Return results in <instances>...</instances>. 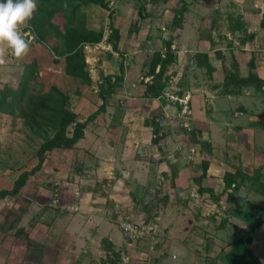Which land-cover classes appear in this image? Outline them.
Instances as JSON below:
<instances>
[{"label": "rangeland", "instance_id": "374dc122", "mask_svg": "<svg viewBox=\"0 0 264 264\" xmlns=\"http://www.w3.org/2000/svg\"><path fill=\"white\" fill-rule=\"evenodd\" d=\"M104 1L106 8L60 0L52 21L62 30L69 20L82 36L109 23L119 58L98 57L100 84L89 79L82 62L73 73L65 70L67 54L62 45L56 49L59 40L50 29L45 42L33 23L21 25L31 43L20 57L0 43V191L27 174L18 194L0 201V264H227L223 246L244 238L258 221L251 250L259 255L264 153L241 168L224 161L225 169L211 168L215 176L207 177L206 166L221 163L205 138L212 124L203 126L199 117L210 95L202 85L220 87L212 99L234 74L243 86L257 85L264 75V0ZM201 32L206 37L199 39ZM208 43L220 52L209 54L211 65L201 54ZM150 93L157 95L149 98ZM41 100H49L56 115L38 113L43 122L25 125L24 118L35 114L29 102ZM102 101L96 125L87 126L72 148L47 153L34 170L37 152L56 132L63 112L84 121ZM108 145L125 146L116 156L140 161L146 178L128 177L119 164L99 168L98 154Z\"/></svg>", "mask_w": 264, "mask_h": 264}, {"label": "crops", "instance_id": "0c3cea01", "mask_svg": "<svg viewBox=\"0 0 264 264\" xmlns=\"http://www.w3.org/2000/svg\"><path fill=\"white\" fill-rule=\"evenodd\" d=\"M194 3L197 6H199L197 4L198 2H194ZM172 16L173 14L171 15V18ZM183 25L184 23H182V27ZM219 29L220 27L218 28V30ZM202 34L204 35L201 36ZM201 37H206V34L201 32V34L199 35V39ZM220 38H221V42L222 41L226 42L224 39V35H220ZM197 39H198V35H197ZM204 46L207 49V51L201 53L202 57L205 60L207 59L206 57H208L207 61H209L211 65L209 54L212 51L213 52L215 51L216 53H220V52L218 49L210 48L209 43L205 44ZM223 52L225 51L223 50ZM231 54H234V51L231 52ZM100 55L101 54H99L98 57ZM102 55L111 57L114 60L119 58V57H113L109 53H102ZM98 57H97L98 61L101 62V60ZM208 63L205 62L206 66L204 67V70H206L207 73L210 74V72H212L213 69L212 66L210 67ZM98 65L100 66L99 72L101 73L102 72L101 67L103 66H101L102 64L100 65L99 63ZM119 71L120 73H122L121 66ZM103 75L105 76L106 73H104ZM258 78L260 79V82H258L257 85L251 84L248 86H243V84L239 82V77L236 74H234V76H232L229 80H226L225 82L223 81L222 87L224 88V92L219 95L217 93L220 90V87L214 89V86L211 87L209 85H202L201 90L207 91L210 94L208 96H212L211 92H217L216 93L217 96L212 97V99H209L208 96L206 95L208 100L207 101L208 108L207 110H205L204 108V111L202 112L200 111L199 122H201L202 125L208 124L210 126L212 124L210 126V132L209 133L205 132L206 133L205 138L210 143L208 149H210L211 152H212V147H216L217 149L216 152L218 153V154L216 153L218 155L217 161L221 163L220 166L217 165L216 167L212 164L207 165L206 166L207 177L210 174L214 175V173H209L211 168L213 170L225 169V165L223 164L224 161H231L235 165L233 166L234 168L237 167L241 168V166L243 165L242 162L246 164H251V163L253 164L255 161V156H257L258 151L259 152L262 151L264 153V75H259ZM190 90H191L192 101L195 102L196 100H198V97H195L196 95L195 93H197L195 91L198 90V87L193 86L190 88ZM244 94H247V96H245L246 98L242 96ZM146 96L149 98H154L156 95L154 93H150V94H146ZM202 102L203 100L201 101V103ZM141 136H143L142 133ZM128 148L130 149L129 146ZM123 149H125V146L112 147V145H108L107 148L104 149V151L102 150L103 155L98 154L99 157L98 159L100 160L99 168L102 169L104 165L107 164L109 166V169L110 168L113 169L115 167H119L118 166L119 164L123 167V169L126 168L125 171L128 177H133V179L136 180L141 178H146L145 173H147V169L140 161L136 159H128V156H126L124 159H122V157L120 158L116 156V153H119ZM256 149L257 151L255 152ZM204 150L202 151L207 153L206 147L204 148ZM214 158L215 157H210L209 160L207 161H211ZM225 173L226 172H224V174ZM148 178H149V174H148ZM174 193L178 194L176 191H174ZM92 213L93 215H95L96 210L93 211ZM77 217L78 215L73 217V221L76 222L80 221L77 219ZM93 219L94 218H92L91 220L93 221ZM89 223H92L90 222V219H89ZM100 227L101 229H103L104 225L102 223L101 224L99 223L98 228ZM67 236L69 239H71V241H74V238H76L74 234L73 235L67 234ZM41 259L42 258H40V260ZM42 262L45 264L47 260L44 261L42 260Z\"/></svg>", "mask_w": 264, "mask_h": 264}, {"label": "trees", "instance_id": "16d2710c", "mask_svg": "<svg viewBox=\"0 0 264 264\" xmlns=\"http://www.w3.org/2000/svg\"><path fill=\"white\" fill-rule=\"evenodd\" d=\"M60 0H36V8L33 12L29 22V25L32 23L34 24V31H36L37 35L42 39V41L48 42V29L55 34V37L59 40V46L56 48L58 49L60 45L65 49V54H67L63 58V63L65 65V70H71L73 73V69L76 64L82 62L83 67L85 69V62H84V55L82 52V44L86 42L96 43L102 39L103 29L101 32H88L84 30L83 25L80 24L79 28L82 31H86V35L82 36L81 34L78 35L74 27L69 26V20H65L64 24L62 25L63 28L60 30L57 26H55L52 21L54 17L58 14L57 2ZM79 3H94L99 5L102 8H106V2L104 0H77ZM76 10V8H75ZM110 34L108 36L109 42L112 44L113 48L116 50L115 45L113 44L112 40V33L109 23L107 24ZM49 30V31H50ZM46 32V33H45ZM88 32V33H87ZM65 46V47H64ZM55 62H58L55 60ZM60 62V61H59ZM156 61L152 65V70H154ZM28 71V70H27ZM86 72V71H85ZM87 74V72H86ZM88 75V74H87ZM89 77V76H88ZM29 79V78H27ZM90 79V78H89ZM256 84V82H254ZM102 95V92H100ZM157 95V94H155ZM52 96L49 97V99ZM102 98V96H101ZM21 100V99H20ZM104 101V99H103ZM100 104L98 110L88 116L84 121L75 122L72 117V114L68 112H63L62 116L60 117V121L57 123V130L54 135L46 140L39 148L37 152V159L38 164L34 168L37 170L41 167L45 155L53 150H60V149H70L72 148L82 137L84 129L88 125H96V118L99 114H101L104 109L105 105L104 102ZM49 100H41L40 104L37 105L36 102L30 101L29 105L34 109L35 114L30 113L28 116L24 118V124L28 126H38L39 121H44L41 116H38L45 112H51L56 115V110L49 108ZM0 106H3V102ZM53 115V116H55ZM70 124H73L72 132L70 135L67 134V128ZM27 174L24 173L20 175L13 183V187L11 190H1L0 191V201L4 199L6 196H14L19 193L20 188L24 185V181L26 179ZM264 189V188H263ZM262 189V193L264 190ZM261 226V222L258 221L254 225L248 226L246 230V236L244 238H240L235 242L226 243L223 246L225 251V258L227 260V264H263L262 258L264 257V249L259 254L256 255L251 250V245L254 241V231Z\"/></svg>", "mask_w": 264, "mask_h": 264}, {"label": "clouds", "instance_id": "9594fccd", "mask_svg": "<svg viewBox=\"0 0 264 264\" xmlns=\"http://www.w3.org/2000/svg\"><path fill=\"white\" fill-rule=\"evenodd\" d=\"M36 0H0V43L11 49L13 55L23 56L29 44L20 26L31 18Z\"/></svg>", "mask_w": 264, "mask_h": 264}, {"label": "built area", "instance_id": "2783aa9c", "mask_svg": "<svg viewBox=\"0 0 264 264\" xmlns=\"http://www.w3.org/2000/svg\"><path fill=\"white\" fill-rule=\"evenodd\" d=\"M109 34L110 30L108 26L105 25L103 27L102 39L99 42H86L82 44L86 72L88 73L90 79L97 84L101 83L100 76L98 75V71L100 69L97 60L98 55L102 53H109L113 57H119V52L113 48L112 44L108 40ZM123 229L125 232L132 231V228L129 225H124Z\"/></svg>", "mask_w": 264, "mask_h": 264}]
</instances>
